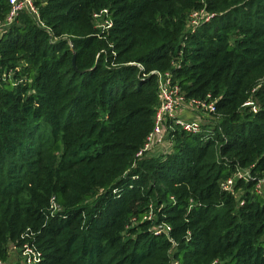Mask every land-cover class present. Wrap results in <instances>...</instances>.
<instances>
[{"label": "trees", "instance_id": "trees-1", "mask_svg": "<svg viewBox=\"0 0 264 264\" xmlns=\"http://www.w3.org/2000/svg\"><path fill=\"white\" fill-rule=\"evenodd\" d=\"M35 5L40 22L21 11L0 39V261L31 230L41 264H264V0ZM202 8L215 16L191 32ZM154 69L218 98L220 160L182 129L171 153L137 157L160 102ZM241 168L250 177L223 189Z\"/></svg>", "mask_w": 264, "mask_h": 264}, {"label": "built area", "instance_id": "built-area-1", "mask_svg": "<svg viewBox=\"0 0 264 264\" xmlns=\"http://www.w3.org/2000/svg\"><path fill=\"white\" fill-rule=\"evenodd\" d=\"M35 1L36 0H8L9 12L2 20H0V39L7 29L16 21L21 11H27L40 22V13L38 7L35 5ZM104 13H108L107 9L102 10L94 16L98 18ZM214 16L215 13L209 12L205 8L193 10L188 16V29L191 32H194L198 26L205 22H209ZM105 21L106 24L104 25V29H107L112 25V22L109 20ZM139 66L143 68L141 64H139ZM151 73L157 76V90L160 102L155 115L154 128L148 135L144 147L138 151L137 157L141 158L146 156V152L148 151L150 145L153 142L159 141L163 137L166 126L172 127L174 131L175 129H182L190 134L200 135L203 140L213 139L215 131L212 127L204 128L199 120L188 118V115L196 109L203 108L213 115L222 117L221 113H217L216 102L218 98L213 97L211 93H208L204 98L188 97L180 83L176 81L173 72H163L158 69H154ZM10 76L11 74H7L5 77L7 78ZM251 101L252 100L247 101L246 105ZM253 108H255L254 110H257V106L255 104L253 105ZM235 176L247 179L250 177V169H238L233 177L222 183V188L226 191L233 192L234 184L238 179L234 180ZM256 192L264 197V175L259 178L256 184ZM50 203L52 212L59 209V205L57 204L54 196L51 197ZM145 218L148 217L146 216ZM164 226L154 227V230L157 232H168L170 227L167 225ZM34 236V231L27 230L22 235L24 241L20 244H11L9 248L8 260L6 262L0 261V264H41L44 260V254L35 242ZM11 256L15 257V261L13 263H10V260L12 259ZM172 264H178V262L174 261Z\"/></svg>", "mask_w": 264, "mask_h": 264}, {"label": "rangeland", "instance_id": "rangeland-1", "mask_svg": "<svg viewBox=\"0 0 264 264\" xmlns=\"http://www.w3.org/2000/svg\"><path fill=\"white\" fill-rule=\"evenodd\" d=\"M202 19V18H201ZM97 23L99 25V27L104 28V25L106 24V21L102 18V17H98L97 18ZM263 79L258 80V82H262ZM258 87V86H257ZM256 89V88H255ZM253 101H251L249 104H247V107H250L251 109H255L253 108ZM188 118L191 119H197L199 120L202 125L204 126V128H208V127H212L213 130L215 131V135L213 136L212 141L215 142L214 144V154L211 155V159L214 160H220V156H219V145L221 143V141L219 140L220 138L225 137V134L222 130V117L221 116H217V115H213L212 113H209V111H206V109L203 108H199L194 110L192 113H190L188 115ZM173 128L166 126L165 128V134L163 135V137L156 142H153L148 151L146 152V157H161L167 153H171L173 151V146H174V139H173V135L172 132ZM238 178V176L234 177V180H236ZM240 195H238L239 197ZM166 227V226H164ZM175 249H171L169 250V253L171 255H173ZM12 259L10 260V263H13L15 261V257L11 256ZM177 261L175 258L173 259V262ZM178 262V261H177Z\"/></svg>", "mask_w": 264, "mask_h": 264}, {"label": "water", "instance_id": "water-1", "mask_svg": "<svg viewBox=\"0 0 264 264\" xmlns=\"http://www.w3.org/2000/svg\"><path fill=\"white\" fill-rule=\"evenodd\" d=\"M73 64H74L75 69H77L76 62H75V55L73 57Z\"/></svg>", "mask_w": 264, "mask_h": 264}]
</instances>
